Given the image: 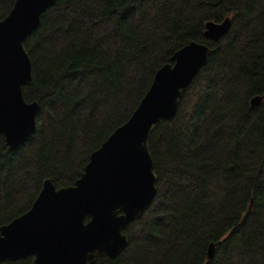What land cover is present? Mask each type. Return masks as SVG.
Here are the masks:
<instances>
[{"label":"trees","instance_id":"1","mask_svg":"<svg viewBox=\"0 0 264 264\" xmlns=\"http://www.w3.org/2000/svg\"><path fill=\"white\" fill-rule=\"evenodd\" d=\"M14 2L0 0V20ZM226 18L218 42L204 37L207 22ZM192 41L209 47L207 61L148 139L155 198L123 229L119 256L98 264H264V0H56L23 42L36 131L14 150L0 135V227L45 179L73 185Z\"/></svg>","mask_w":264,"mask_h":264},{"label":"water","instance_id":"2","mask_svg":"<svg viewBox=\"0 0 264 264\" xmlns=\"http://www.w3.org/2000/svg\"><path fill=\"white\" fill-rule=\"evenodd\" d=\"M56 0H15L0 20V135L9 150L36 131L38 104L23 98L32 82L23 42ZM230 19L207 22L204 37L218 42ZM209 47L190 42L160 67L131 117L94 151L81 176L56 188L45 179L31 207L0 227V263L33 257L32 264H98L114 260L127 244L123 229L142 216L156 195V175L148 148L152 128L171 119L183 92L205 65ZM262 97L250 100L259 106ZM214 244L208 247V258Z\"/></svg>","mask_w":264,"mask_h":264}]
</instances>
